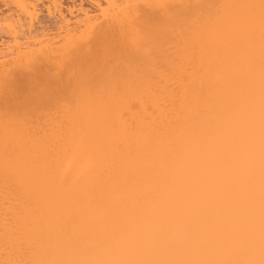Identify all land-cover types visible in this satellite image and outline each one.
Here are the masks:
<instances>
[{
    "label": "bare ground",
    "instance_id": "bare-ground-1",
    "mask_svg": "<svg viewBox=\"0 0 264 264\" xmlns=\"http://www.w3.org/2000/svg\"><path fill=\"white\" fill-rule=\"evenodd\" d=\"M104 1L0 52V264H264V0Z\"/></svg>",
    "mask_w": 264,
    "mask_h": 264
},
{
    "label": "rangeland",
    "instance_id": "rangeland-1",
    "mask_svg": "<svg viewBox=\"0 0 264 264\" xmlns=\"http://www.w3.org/2000/svg\"><path fill=\"white\" fill-rule=\"evenodd\" d=\"M16 0H14V3H15V5L18 7V2H17V4H16V2H15ZM18 1V0H17ZM28 1H30V2H28ZM28 1H26L27 2V4H29V8H30V10L32 11V15L29 13L27 16L22 12V10L20 9V7H19V9L16 7L15 8V5H12L11 3H13V0H0V48L2 49V47L4 46V47H7V46H9V45H15L16 44V46L19 44V43H23V41H25V42H29L28 44H31L32 45V43H33V45L32 46H34V42L35 41H38V40H40V42H39V44H42V42L44 43L45 42V40H46V38L47 39H49L50 38V43L52 42V40L51 39H53L54 40V42L56 41L55 39H60V37L59 36H61L60 35V33H61V31H60V33H59V31H58V27L61 25V24H59V22L61 21V18L59 17V19H60V21H59V19H56L58 16H60L59 14H57V12H59V11H57V10H55V13H54V10L52 11V4H51V2H52V0H51V2L49 1V0H28ZM33 1V2H32ZM37 1H39V2H37ZM41 1V2H40ZM59 2H60V0H58ZM63 1H64V3H66L67 2V5L65 4L64 6L67 8L68 6L70 7V6H72L74 3V6L75 5H77L76 7H77V11H78V13H77V15H80L79 13L81 12V11H79L78 9L80 8V7H82V11H84V7H87L89 10V12H91L90 10V8H92V9H94V10H92L94 13H95V16H96V18H94L95 16H93V18L94 19H97V18H99L100 19V21H101V24H102V22H103V25L105 24V23H107V25H109L110 26V20H108V19H103V20H101V15H100V13H99V15H98V12H99V9L101 10V8H98L97 7V9H96V5L98 6V4L100 5V6H105L106 5V2L104 1V0H102V2L101 3H98V1L97 0H91L92 2H89L88 0H80V1H82V2H79V0L77 1V0H75L74 2H73V0H62V3H63ZM72 1V2H71ZM83 1H86V2H83ZM103 1L105 2V3H103ZM117 1V0H116ZM93 2H95L96 3V5L95 4H93ZM119 2H120V0L117 2L118 4H119ZM122 2V1H121ZM120 2V3H121ZM48 3V4H47ZM52 3H54L55 4V2H52ZM77 3V4H76ZM81 3V5L79 6V4ZM86 3H88V4H86ZM32 4V5H31ZM44 4V5H43ZM84 4V5H83ZM91 4H93V7H92V5ZM37 7H36V6ZM47 7H46V6ZM84 7H83V6ZM91 5V6H90ZM122 5V4H121ZM34 6H35V8H34ZM39 6V7H38ZM43 6V7H42ZM73 6V7H74ZM99 6V7H100ZM118 6H120V5H118ZM41 7V8H40ZM50 7V8H49ZM54 7H55V9H56V6L54 5ZM53 7V8H54ZM79 7V8H78ZM95 7V8H94ZM102 7V8H103ZM36 8H37V10H36ZM45 8V9H44ZM66 8H64V10H66L67 12L69 11L68 9H66ZM116 8V7H115ZM12 9V10H11ZM71 9H73V8H71ZM76 8L74 7V9L73 10H75ZM106 9H108V6H106ZM106 9L104 8V10L102 9V13L101 14H104V12H106ZM116 9H118L117 11L115 10V9H112L111 11H113L115 14H118L119 13V11H120V9L121 8H116ZM48 10L50 11V13H48ZM73 10H70L71 12L70 13H72L73 12ZM98 10V11H97ZM115 10V11H114ZM8 13H7V12ZM12 11V12H11ZM35 11H39L38 13L36 12V13H34ZM57 11V12H56ZM76 10L73 12V13H76L77 12ZM85 11H86V8H85ZM96 11V12H95ZM110 11V12H111ZM15 12H16V14H15ZM113 12H111V14H114ZM66 13V12H65ZM73 13H72V15H73ZM82 13V12H81ZM50 14V15H49ZM90 14V13H89ZM15 15V16H14ZM53 15H54V18H53ZM65 16H67V15H69V14H64ZM71 14H70V16L69 17H67L68 19H70V20H72L73 18L75 19V20H79V18L82 16L83 17V13L81 14V16H79V18L78 17H71L72 16ZM94 15V14H93ZM10 16V17H9ZM35 16V17H34ZM37 16H39V18L37 17ZM41 16V17H40ZM56 16V17H55ZM91 17H92V14L90 15ZM99 16V17H98ZM10 18L11 19V21H10V19H8V18ZM11 17H13V18H11ZM15 17V18H14ZM17 17V18H16ZM6 18H7V20H6ZM19 18L21 19V21L19 20ZM103 18V17H102ZM40 19V20H39ZM74 19L72 20V21H74ZM98 19V20H99ZM42 20V21H41ZM58 20V21H57ZM77 20V21H78ZM83 20V19H82ZM45 23H44V22ZM80 21H81V19H80ZM106 21V22H105ZM21 22V23H20ZM76 22V21H75ZM82 23L83 22H85V21H81ZM13 23V24H12ZM72 23V22H71ZM81 23V26H79V27H77L78 28V32H79V29H81L82 30V28L84 27V26H86V25H84L85 23H83L82 24ZM110 23V24H109ZM15 24H17V25H15ZM58 24V25H57ZM72 24H77V23H72ZM71 24V26H73ZM2 25H4V26H2ZM45 27H44V26ZM51 25V26H50ZM83 25V26H82ZM106 25V24H105ZM106 25V26H107ZM15 26H16V28H15ZM22 26V27H21ZM39 26V27H38ZM57 26V27H56ZM71 26H70V28H71ZM75 27L77 26V25H74ZM105 26V27H106ZM3 27V28H2ZM8 27V28H7ZM80 27H82V28H80ZM117 28V27H114V26H110V28ZM11 28V30H9ZM36 28V29H35ZM40 28H42V29H40ZM56 28V29H55ZM77 28H75V30L77 31ZM108 28V27H107ZM109 28V29H110ZM3 29V30H2ZM73 30H74V27L72 28ZM84 29V28H83ZM86 29V28H85ZM38 30H39V32H38ZM60 30H62V26H61V28H60ZM120 30V29H119ZM5 33H4V32ZM9 32V34H8V32ZM42 31V32H41ZM85 30H83L82 32H84ZM118 31V30H117ZM3 32V33H2ZM35 32V33H34ZM43 34V36H42V39L44 40V41H42L41 40V36L40 35H42L41 33ZM46 33V34H44V33ZM47 32H48V34H47ZM120 31H118L117 33H119ZM2 33V34H1ZM10 33H12V35L10 34ZM21 35H20V34ZM30 33H31V36L33 37V36H35L34 38H33V40H34V42L32 41V40H30L31 38H29V37H31L30 36ZM40 33V34H39ZM63 33H65L64 31H62V35H64ZM114 33V32H113ZM4 34H5V36H4ZM8 36H10V37H8ZM14 34H17V36H22V34H23V36L24 37H26L27 36V38H25L26 40L27 39H29V40H25L24 39V37H20L21 39H19V37H17V40H16V37H15V35ZM27 34V35H26ZM33 34H35V35H33ZM36 34H38L39 35V38L40 39H36L35 40V38H36ZM58 36H57V35ZM44 35H47V36H49V38L47 37V36H44ZM2 36V37H1ZM29 36V37H28ZM52 36L53 37H55V38H52ZM44 37H46V38H44ZM56 37H59V38H56ZM62 37V36H61ZM8 38V39H7ZM38 38V37H37ZM65 38V37H64ZM63 39V38H62ZM2 40V41H1ZM13 40H16L15 41V44H14V41ZM19 40H21L20 42H19ZM61 40V39H60ZM60 40H58L57 42H58V44H59V41ZM13 43H12V42ZM32 43H31V42ZM63 41H64V39H63ZM3 42V43H2ZM8 42H10V44L8 43ZM19 42V43H18ZM24 42V43H25ZM48 42V41H47ZM46 42V43H47ZM57 42H55V43H53L54 45H57ZM8 43V44H7ZM18 43V44H17ZM24 43L23 44H21V45H24ZM46 43H44L45 45H46ZM7 44V46H5ZM26 44V43H25ZM38 42L36 43V45H37V47H38ZM52 44V45H53ZM60 44H62V41H61V43ZM64 44H65V41H64ZM20 45V44H19ZM36 45H35V47H36ZM15 46V47H16ZM42 46V45H41ZM41 46L39 45V47L41 48ZM44 46V45H43ZM42 46V47H43ZM58 46V45H57ZM56 46V47H57ZM11 49H12V51H14L15 49V47H11V46H9ZM9 47H7V49L6 48H4V50H1L0 49V52L2 51H5V52H11V51H9ZM6 49V50H5ZM10 49V50H11ZM14 49V50H13ZM37 49V48H36ZM39 56V55H38ZM56 56V55H55ZM39 58H41V57H39ZM9 67H10V65H9ZM7 69H8V67H7ZM2 72V71H1ZM3 74V73H2ZM4 76V75H3ZM3 78H6V77H3ZM2 77H1V75H0V79H3ZM5 80V79H4ZM3 82V81H2ZM5 83H7V82H5ZM0 84H1V82H0ZM4 84V83H3ZM6 86H8V83L7 84H5ZM5 86V87H6ZM7 88V87H6Z\"/></svg>",
    "mask_w": 264,
    "mask_h": 264
}]
</instances>
